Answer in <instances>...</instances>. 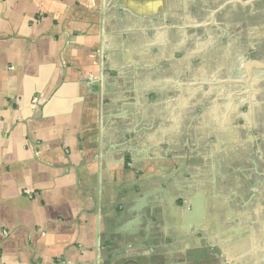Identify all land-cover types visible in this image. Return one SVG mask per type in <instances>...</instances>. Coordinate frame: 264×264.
Instances as JSON below:
<instances>
[{
	"label": "crops",
	"instance_id": "0c3cea01",
	"mask_svg": "<svg viewBox=\"0 0 264 264\" xmlns=\"http://www.w3.org/2000/svg\"><path fill=\"white\" fill-rule=\"evenodd\" d=\"M177 2L0 0V264L254 260L246 203L166 155L124 95L138 60L114 53Z\"/></svg>",
	"mask_w": 264,
	"mask_h": 264
},
{
	"label": "rangeland",
	"instance_id": "374dc122",
	"mask_svg": "<svg viewBox=\"0 0 264 264\" xmlns=\"http://www.w3.org/2000/svg\"><path fill=\"white\" fill-rule=\"evenodd\" d=\"M174 11L134 35L143 49L114 53L138 60L124 95L165 124L155 136L166 155L190 156L181 162L197 180L246 203L256 255L237 264H264V0H181Z\"/></svg>",
	"mask_w": 264,
	"mask_h": 264
}]
</instances>
